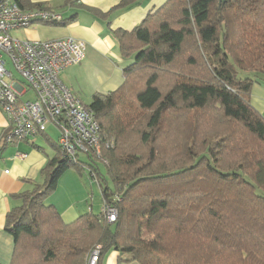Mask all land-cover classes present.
I'll list each match as a JSON object with an SVG mask.
<instances>
[{
  "label": "trees",
  "instance_id": "trees-1",
  "mask_svg": "<svg viewBox=\"0 0 264 264\" xmlns=\"http://www.w3.org/2000/svg\"><path fill=\"white\" fill-rule=\"evenodd\" d=\"M114 35L132 62L88 104L106 173L57 146L43 182L13 196L10 264H84L97 245L98 264L110 249L138 264H264V116L250 101L264 77V0H166ZM70 166L93 174L115 221L88 210L66 223L46 203Z\"/></svg>",
  "mask_w": 264,
  "mask_h": 264
},
{
  "label": "crops",
  "instance_id": "crops-1",
  "mask_svg": "<svg viewBox=\"0 0 264 264\" xmlns=\"http://www.w3.org/2000/svg\"><path fill=\"white\" fill-rule=\"evenodd\" d=\"M31 4L60 13L63 22H35L28 28L16 29L11 35L18 39L51 40L73 37L85 43V57L75 65L63 69L60 79L63 84L85 105L91 102L95 93L106 94L123 83V70L132 59H125L119 53L115 30L130 31L148 15L157 10L166 0H133L118 7L121 0H28ZM27 9V8H26ZM16 88L26 89L22 99L32 98L23 80L15 76ZM30 94V95H29ZM251 104L264 116V77L251 89ZM8 120L0 107V264H10L14 241L5 230V218L10 209L19 205L20 199L13 196L31 190L43 182L42 169L48 160L57 154L58 132L48 125L45 133L31 141H19L6 145L2 136L8 130ZM50 129L56 136L48 134ZM16 152L26 154L24 159L15 158ZM75 171L69 168L58 180L56 190L46 203L56 207L62 220L72 222L79 215L92 210L89 192ZM91 202V203H90ZM102 205L100 211L102 210ZM119 251L110 249L102 264H138L135 261L118 260Z\"/></svg>",
  "mask_w": 264,
  "mask_h": 264
},
{
  "label": "built area",
  "instance_id": "built-area-1",
  "mask_svg": "<svg viewBox=\"0 0 264 264\" xmlns=\"http://www.w3.org/2000/svg\"><path fill=\"white\" fill-rule=\"evenodd\" d=\"M35 22L63 20L60 13L47 7L24 9L15 0H0V107L9 123L2 143L31 141L53 125L63 157L78 163L80 157L92 155L105 164L100 127L93 111L60 79L63 69L83 60L85 43L73 37L28 40L11 35L13 30L28 28ZM15 76L23 80L32 98H21L26 89L16 88ZM14 156L24 159L26 154L16 152ZM102 211L108 222L115 221L114 206L103 203ZM100 249V245L93 247L84 264H98Z\"/></svg>",
  "mask_w": 264,
  "mask_h": 264
},
{
  "label": "rangeland",
  "instance_id": "rangeland-1",
  "mask_svg": "<svg viewBox=\"0 0 264 264\" xmlns=\"http://www.w3.org/2000/svg\"><path fill=\"white\" fill-rule=\"evenodd\" d=\"M241 76L243 77L245 75H243V73H241ZM48 134L52 138L56 139L55 134L50 129H48ZM89 159H91L95 165L99 166V168L101 169V173L102 174L106 173V167L104 165V161L103 160L98 159V158H96V157H94L92 155H89ZM69 169L71 171H75L77 176L80 179H82L81 181H82V183L85 186L86 192H89V194H90L89 197H90V199H92L91 200L92 201V206H93L92 212H94V213L100 212L101 205L103 206V200H102V197H101L100 187L98 186L97 181L94 182V181H92L90 179V177L88 175V172H87V170L85 168H83L84 170L80 171L75 166H70ZM85 256H87V255H85Z\"/></svg>",
  "mask_w": 264,
  "mask_h": 264
}]
</instances>
